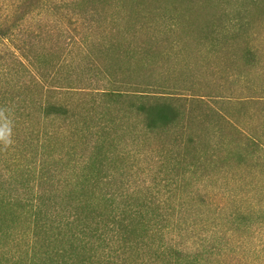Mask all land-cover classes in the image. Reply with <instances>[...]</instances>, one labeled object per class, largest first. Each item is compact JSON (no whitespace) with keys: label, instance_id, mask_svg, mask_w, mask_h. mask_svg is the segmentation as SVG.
<instances>
[{"label":"rangeland","instance_id":"obj_1","mask_svg":"<svg viewBox=\"0 0 264 264\" xmlns=\"http://www.w3.org/2000/svg\"><path fill=\"white\" fill-rule=\"evenodd\" d=\"M72 1L40 0L11 37L0 39V68L17 64V46L38 41L32 32L45 22L56 33L62 30L67 65L77 68L73 78L81 77L85 90H141L158 101L151 103H170L179 110L180 121L150 133L126 104L109 109L95 94L98 109L88 103L90 98L64 97L76 106L78 124L81 118L96 126L90 119L105 109L120 123L119 153L142 158L129 171L131 161L116 159L118 171H127L124 179L149 186L155 178L169 180L168 187H162L165 182L160 186L161 210L181 224L182 232H164V243L184 248L198 264H264V0L255 6L239 0H96L89 1L88 12L76 14L64 6ZM21 2L0 0V26L13 24L10 11ZM238 16L244 17L240 31L233 22ZM74 17L77 38L85 34L92 41L82 51L71 40ZM37 130L36 121L31 131L19 126L17 145L3 155L27 157L33 172L23 177L30 185L41 159ZM59 132L55 151L62 157L78 139L72 128ZM81 152L87 149L75 154ZM177 155L193 156L194 175H182L188 167L184 159L171 169L170 157ZM3 157L0 181L7 188L14 167L7 169ZM162 157L171 165L160 170ZM168 258L161 264H170Z\"/></svg>","mask_w":264,"mask_h":264},{"label":"trees","instance_id":"obj_2","mask_svg":"<svg viewBox=\"0 0 264 264\" xmlns=\"http://www.w3.org/2000/svg\"><path fill=\"white\" fill-rule=\"evenodd\" d=\"M89 1L96 0H74L64 6L75 10V14L77 11L86 13ZM239 1L255 6L260 0ZM39 2L23 0L18 10L10 11L15 15L14 22L11 26H0V39L11 37L22 17L37 8ZM73 19L70 29L76 32L71 40L76 41L82 51L92 41L84 34V28V35L77 38V17ZM243 21L244 17H235L233 22L238 25L233 27L242 30ZM100 33L103 37V32ZM32 34L38 41L17 46V64L8 62L0 68V156L17 145L19 126L26 132L31 131L34 121L38 125L36 148L41 151L38 174L35 179L36 174H33L31 185L26 184L23 177L33 172L27 157L2 158L7 169L14 167V172L7 177L10 181L4 182L7 188L0 181V264H161L166 255L172 259L170 264H198L184 248L162 241L164 232H178V229L182 232L181 224L171 222L161 210L163 188L160 186L165 182L162 187H168L169 180L155 178L152 186L146 182L138 184L137 179H124L127 171H118L115 165L117 158L131 161L129 171L134 165L140 166L137 163L142 158L137 154L119 153L121 126L109 115L111 105L126 104L127 110L133 112L150 133L176 126L181 117L179 110L170 103H151L158 101L149 98L153 94L146 91L113 87L85 90V81L81 77L73 78L77 68L67 65L70 63L64 51L62 30L59 28L56 33L44 22ZM100 42L94 43V49ZM71 94L86 100L90 98L88 103L93 107L96 95H100V101L109 109H105L106 113L95 111L90 120L96 122V126H89L81 118L79 126L76 106L64 99ZM60 128L76 130L78 139L77 143L67 146L62 157L55 151ZM88 134L95 139L88 140ZM253 141L256 143L255 139ZM82 148L87 152L75 154ZM182 157H170L171 169H176L184 159L188 167L182 175L190 172L194 175L193 156ZM167 160L162 157L160 170L171 165ZM2 175L0 172V177Z\"/></svg>","mask_w":264,"mask_h":264}]
</instances>
